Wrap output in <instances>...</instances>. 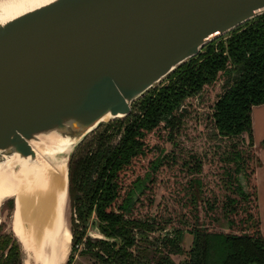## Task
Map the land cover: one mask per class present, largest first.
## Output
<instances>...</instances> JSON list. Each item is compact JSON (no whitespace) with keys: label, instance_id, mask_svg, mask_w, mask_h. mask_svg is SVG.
Segmentation results:
<instances>
[{"label":"trees","instance_id":"trees-1","mask_svg":"<svg viewBox=\"0 0 264 264\" xmlns=\"http://www.w3.org/2000/svg\"><path fill=\"white\" fill-rule=\"evenodd\" d=\"M262 104L264 13L204 45L133 101L129 115L100 124L94 147H76L65 264L84 237L79 254L100 264H148L134 253L138 240L167 227V253L153 264H178L171 253L184 256L181 264H264L252 130V109ZM90 226L104 238L87 235ZM185 232L193 239L184 249ZM14 235L0 224V264H23Z\"/></svg>","mask_w":264,"mask_h":264},{"label":"water","instance_id":"water-1","mask_svg":"<svg viewBox=\"0 0 264 264\" xmlns=\"http://www.w3.org/2000/svg\"><path fill=\"white\" fill-rule=\"evenodd\" d=\"M263 13L264 0H48L3 20L0 163L33 161L32 144L54 136L68 175L105 118L126 117L204 45Z\"/></svg>","mask_w":264,"mask_h":264},{"label":"bare ground","instance_id":"bare-ground-1","mask_svg":"<svg viewBox=\"0 0 264 264\" xmlns=\"http://www.w3.org/2000/svg\"><path fill=\"white\" fill-rule=\"evenodd\" d=\"M46 1L0 0V22ZM62 143L54 136L41 138L32 144L33 161L13 156L0 163V206L14 199L12 226L26 256L24 264L66 262L71 232L65 220L68 148H60Z\"/></svg>","mask_w":264,"mask_h":264},{"label":"rangeland","instance_id":"rangeland-1","mask_svg":"<svg viewBox=\"0 0 264 264\" xmlns=\"http://www.w3.org/2000/svg\"><path fill=\"white\" fill-rule=\"evenodd\" d=\"M108 120V119H107ZM107 120H104L105 122H107ZM104 122V123H105ZM94 135L93 134H89L86 136V138H84V140L80 143L81 145V149L79 150V154L83 153L87 148H92L94 147L96 141L93 142V138H91V136ZM118 137H115L113 139V141L115 142L117 140ZM93 142V143H92ZM12 200L13 202V206L12 207H8L6 206L8 204V202ZM157 200H159V195L156 198V202ZM14 199L13 198H8L7 200H4L2 202V205L0 206V224L3 227V231L5 232H10L13 233L14 232V228L12 226L13 224V211H14ZM72 210L68 201L67 204V208H66V212H65V220L68 224L69 230H70V226H71V217H74V215L72 214ZM70 224V225H69ZM221 227L225 228V222H221ZM13 230V231H12ZM172 229L170 227L164 228V229H156L153 231H149L146 232L144 236H142L141 239L138 240V249L136 248L134 253L136 255H138V257L141 258V260H143V262L148 263V264H153V262L158 258L159 254L161 252L167 253L166 250L163 249V247L160 246L161 244V240L164 236L168 235V236H172ZM71 232V231H70ZM89 233V234H88ZM87 235H89L91 238H98L100 237V235H98V233H96L94 231L93 226H90L87 229ZM193 239V235L191 233H187L185 232L184 235L182 236V245L185 248H188L192 242ZM85 237L82 238V242L77 244L75 246V251L73 253V259L71 261L70 264H100L97 260H95V258L91 257L88 254H79V251L82 249H85ZM70 253V245H69V251L67 254V257ZM171 256V258L176 262V263H180L182 262L184 256L182 254H169ZM66 257V260H67ZM65 263V262H64ZM63 263V264H64ZM32 264H37V263H33Z\"/></svg>","mask_w":264,"mask_h":264},{"label":"crops","instance_id":"crops-1","mask_svg":"<svg viewBox=\"0 0 264 264\" xmlns=\"http://www.w3.org/2000/svg\"><path fill=\"white\" fill-rule=\"evenodd\" d=\"M254 149L260 163L255 169L257 197L260 212V230L264 236V104L252 109Z\"/></svg>","mask_w":264,"mask_h":264},{"label":"flooded vegetation","instance_id":"flooded-vegetation-1","mask_svg":"<svg viewBox=\"0 0 264 264\" xmlns=\"http://www.w3.org/2000/svg\"><path fill=\"white\" fill-rule=\"evenodd\" d=\"M12 219H13V221L15 220V216H14V214H13V217H12ZM12 225H15L14 224V222H13V224ZM13 231V230H12ZM15 231H16V229H15ZM14 233V232H13Z\"/></svg>","mask_w":264,"mask_h":264}]
</instances>
